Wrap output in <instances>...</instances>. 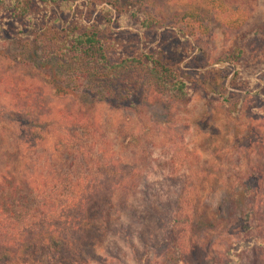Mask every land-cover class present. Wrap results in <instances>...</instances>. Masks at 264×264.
I'll list each match as a JSON object with an SVG mask.
<instances>
[{
    "label": "trees",
    "instance_id": "trees-1",
    "mask_svg": "<svg viewBox=\"0 0 264 264\" xmlns=\"http://www.w3.org/2000/svg\"><path fill=\"white\" fill-rule=\"evenodd\" d=\"M103 1L108 6L93 19L86 4L75 0H0V38L25 43L41 63H56L63 75L95 79L114 108L138 106L149 89L178 103L189 102L198 84L174 61L176 43L152 37L165 30L164 21L136 0L133 5L131 0ZM123 26L134 29L136 39L128 40L116 30ZM178 32L176 41L181 40ZM237 36L223 62L234 70L230 86L249 93L260 87L255 76L264 72V27ZM47 80L57 95L64 91L60 80ZM6 83L0 75V107L4 96L11 95ZM242 101L235 100L230 113L238 114ZM51 115L45 117L36 106L17 100L11 109L0 108V120L16 126L18 154L32 162L11 172L0 168V264L29 260L36 253L56 263L72 264L79 258L86 263V256H95L84 255L88 248L113 230L104 222L105 209L121 215L140 192L139 173L119 159L105 158L94 143L92 148L84 146L83 133L67 127L52 135L49 128L56 120ZM127 140L139 143L138 136ZM258 174L253 171L228 189L213 207L191 205L193 196L180 193L162 219L164 254L170 255L164 264H245L250 253L264 250ZM227 230L234 240L222 253L214 251Z\"/></svg>",
    "mask_w": 264,
    "mask_h": 264
},
{
    "label": "rangeland",
    "instance_id": "rangeland-1",
    "mask_svg": "<svg viewBox=\"0 0 264 264\" xmlns=\"http://www.w3.org/2000/svg\"><path fill=\"white\" fill-rule=\"evenodd\" d=\"M75 1L86 4L93 19L102 6H108L103 0ZM136 2L164 21L165 30L155 32L153 39L173 40L174 61L198 84L189 102L178 103L149 89L138 106L114 108L95 79L83 74L71 76L69 72L63 75L56 63H41L39 54L28 50L25 43L0 38V75L11 93L4 96L0 108L11 109L17 100L21 105L36 106L45 117L52 113L50 117L56 120L49 128L52 135L67 127L80 136L83 133L84 146L92 148L94 143L104 151L105 158L119 159L139 173L140 192L130 199L132 208L121 215L106 208L102 216L112 225V232L85 252L93 253L94 258L86 256V263L79 258L72 264H164L170 255L164 254L166 243L161 238L166 221L162 219L169 215L179 194L193 196L191 205L213 207L228 189L237 187L253 171L259 173L264 214V72L255 76L260 87L246 93L230 86L234 70L223 62L238 33L264 27V0ZM112 14L115 19L114 10ZM60 21L59 17L55 24ZM116 30L128 40L136 39L130 26ZM177 32L179 41L174 38ZM48 78L60 80L64 91L54 93ZM241 97L239 113H230L229 106ZM130 136H138L139 143L129 142ZM16 140V126L0 120V168L5 171L32 164L31 160H22ZM233 240L234 234L225 231L216 240L214 251L222 253ZM9 264L62 263L36 253L29 260ZM245 264H264V250L250 253Z\"/></svg>",
    "mask_w": 264,
    "mask_h": 264
}]
</instances>
